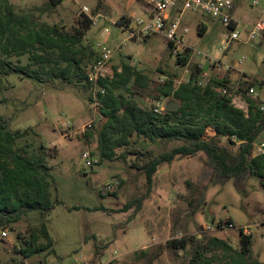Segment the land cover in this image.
Listing matches in <instances>:
<instances>
[{
	"label": "rangeland",
	"instance_id": "1",
	"mask_svg": "<svg viewBox=\"0 0 264 264\" xmlns=\"http://www.w3.org/2000/svg\"><path fill=\"white\" fill-rule=\"evenodd\" d=\"M253 1H258L259 6L253 7ZM9 2L18 14L28 15L37 23L57 25L65 31H70L82 14L93 17L95 24L82 44L88 55L86 73L99 57L98 47L105 46L112 53L108 72L129 64L149 80L150 89L145 95L133 96L143 106L153 103L151 97L157 96L159 88L168 80H173L176 87L187 82L200 61L191 56L186 66L177 64L175 54L161 36L129 40V33L117 22L121 17L131 20L145 17L146 6L142 0H63L51 10L47 8V0ZM262 10L264 0L239 1L236 17L243 36L253 29ZM201 26L207 29L203 36L199 34ZM183 27L188 30L186 34L181 33L186 45L243 73L242 87L245 90L253 85L260 95L257 103L264 105V44L233 42L224 53L222 43L231 32L218 20L198 12L186 13ZM9 61L27 65L29 57H11ZM207 63L205 59L204 65ZM241 73L233 70L229 75L236 81ZM217 76L213 75L219 80ZM43 81L13 74L0 82L1 99L5 100L0 105V117L10 132L22 134L17 148L28 145L31 151L38 152L43 147L54 183L53 200L57 201L46 217L31 213L13 230L7 228L8 240H0V264H189L196 245L208 244L212 238L224 240L237 250L240 230L252 237V262L264 264L261 179L256 176L241 180L217 178L207 156L200 153L161 166L148 195L145 174L136 168L141 164L136 156L121 159L123 150L119 149L116 160L100 162L96 133L106 120L94 101L99 89L90 90L61 80ZM118 93L129 96L126 90ZM247 98L242 93L234 105L248 110ZM170 103L178 105L166 97L159 102L165 107ZM212 134L208 129L207 136L211 138ZM259 140H264V133ZM134 141V150H151L155 155L163 151L158 144ZM221 142L227 144L225 139ZM239 147L238 143L229 145L233 154L238 153ZM87 152L98 161L92 170H84ZM141 198L144 201L139 212L136 208L119 212ZM194 198L202 199V207L195 216L189 206ZM43 224L51 247L39 235L33 249L42 251L26 259L23 252L28 248L27 243L33 233L39 234ZM184 238L189 240L187 250L167 247L169 241ZM223 256L221 250L207 255L208 259L213 257L214 264H222Z\"/></svg>",
	"mask_w": 264,
	"mask_h": 264
},
{
	"label": "trees",
	"instance_id": "2",
	"mask_svg": "<svg viewBox=\"0 0 264 264\" xmlns=\"http://www.w3.org/2000/svg\"><path fill=\"white\" fill-rule=\"evenodd\" d=\"M47 1V8L51 10L63 0ZM131 22V19L121 17L117 25L123 28ZM93 25V17L82 14L72 29L65 31L57 25L37 23L28 15H20L9 0H0V82L2 78L15 74L36 82L46 79L61 80L70 85L77 83L92 90L95 85L85 71L88 55L82 44ZM206 31L205 27H199L200 35H205ZM168 44L171 48L172 45ZM188 52L176 56L177 64H188ZM26 55L29 57L27 65L9 61L11 57ZM118 69H114L112 78H100L97 83L100 89L96 94L99 112L106 120L96 133L101 163L116 160L119 149L123 150L121 159L136 156L141 163L136 168L145 174L148 195L161 166L200 153L207 156L217 178L241 180L256 176L264 184V155H253V146L264 133V112L256 101L247 98V112L237 108L220 90L225 82L213 79L206 88L198 86L195 80L199 70L195 68L190 79L177 87L173 80L165 82L158 95L151 97L154 104L146 107L133 96L145 95L150 89L149 80L129 64H123L121 72ZM250 87L253 85H248ZM121 90H126L129 96L118 93ZM1 95L0 87V105L5 102ZM162 97L178 102L179 109L157 113V103ZM90 100L93 101L92 97ZM208 129L215 132L214 137L207 136ZM21 138L22 134L10 132L0 117V229L11 227L13 230L31 213L46 217L57 203L53 200L54 183L43 147L38 152L31 151L28 145L17 148ZM134 139L158 144L163 151L155 155L151 150H134ZM237 143L240 144L239 151L233 154L229 145ZM143 201V198L137 199L119 212L126 213L132 208L139 212ZM201 203L202 199L196 198L189 202L193 216L202 207ZM39 235L47 239L51 247L49 233L43 224L39 234L33 233L27 243L28 248L23 252L26 259L42 251L33 249L38 244ZM188 246L186 238L167 243L171 250L184 251ZM251 247L252 237L240 230L237 250L224 240L212 238L208 244L199 242L196 245L189 264H214L213 257L208 259L207 255L217 250L224 253L222 264H259L252 262Z\"/></svg>",
	"mask_w": 264,
	"mask_h": 264
},
{
	"label": "built area",
	"instance_id": "3",
	"mask_svg": "<svg viewBox=\"0 0 264 264\" xmlns=\"http://www.w3.org/2000/svg\"><path fill=\"white\" fill-rule=\"evenodd\" d=\"M146 6V14L143 18L134 19L123 30L129 33L130 41H139L152 36H161L171 46V52L178 55H184L186 50L188 63L189 58H200L196 64V69L199 70L196 84L202 88L210 85L214 79L213 75H218L220 81L225 82L224 86L220 88L223 95L232 99L233 105L239 102V96L245 93L250 99L259 103L260 95L254 87L244 88L243 78L244 74L230 65H225L221 60L211 59L204 56L202 52L195 51L190 46L183 42L181 33H187L188 30L183 27V18L186 13H201L204 16H209L214 20H218L220 24L231 32V35L226 41L222 43V50L224 53L229 50L233 42H243L244 44H264V10L261 11V16L245 36L240 32V20L236 17L237 6L240 0H142ZM259 2L253 1V7H258ZM88 12V9H84ZM95 24V23H94ZM108 32V30L106 31ZM99 57L96 61L89 65L88 78L89 81L98 88V81L100 78H112L113 73L108 72V64L112 59V53L105 46L98 47ZM207 59V66L204 65V60ZM242 62L240 61V64ZM235 70L241 73V78L234 81L229 75L230 72ZM225 74V76H222ZM100 90V89H99ZM98 90V91H99ZM96 106L99 108L100 104L97 97L94 99ZM261 111L264 112V105L260 104ZM238 108V107H237ZM100 109V108H99ZM165 110V106L157 104L156 112L160 113ZM247 112L248 110H244ZM102 117V116H101ZM254 156L264 155V140H258L253 146ZM87 164L84 170H92L98 161L87 152L84 154ZM8 229H0V240L7 241L9 236Z\"/></svg>",
	"mask_w": 264,
	"mask_h": 264
},
{
	"label": "water",
	"instance_id": "4",
	"mask_svg": "<svg viewBox=\"0 0 264 264\" xmlns=\"http://www.w3.org/2000/svg\"><path fill=\"white\" fill-rule=\"evenodd\" d=\"M179 109V105L175 104V103H170L168 105H166L165 107V111H177Z\"/></svg>",
	"mask_w": 264,
	"mask_h": 264
},
{
	"label": "crops",
	"instance_id": "5",
	"mask_svg": "<svg viewBox=\"0 0 264 264\" xmlns=\"http://www.w3.org/2000/svg\"><path fill=\"white\" fill-rule=\"evenodd\" d=\"M126 18H127V17H126ZM128 19H129V18H128ZM134 19H136V18H134ZM132 21H133V20H132ZM205 28H206V27H205ZM148 38H149V37H148ZM146 39H147V38H146ZM118 70H119V72H121V68H119ZM113 73H114V72H113ZM158 104H159V103H158ZM144 105H145L146 107H149V106H151L152 104H147V103H145ZM210 130H211V132L213 133L211 137H214V136H215V132H214L212 129H210ZM260 138H261V136L259 137V139H260ZM259 139H258V140H259Z\"/></svg>",
	"mask_w": 264,
	"mask_h": 264
}]
</instances>
